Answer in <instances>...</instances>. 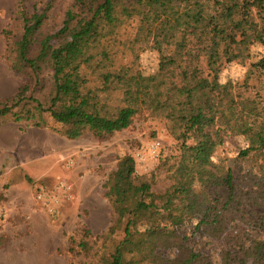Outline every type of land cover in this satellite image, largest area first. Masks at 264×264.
I'll return each instance as SVG.
<instances>
[{
  "label": "trees",
  "instance_id": "trees-1",
  "mask_svg": "<svg viewBox=\"0 0 264 264\" xmlns=\"http://www.w3.org/2000/svg\"><path fill=\"white\" fill-rule=\"evenodd\" d=\"M24 5L19 0L24 28L11 45V68L32 70L36 85L50 71L52 90L45 106L21 85L0 100V123L34 104L69 140L86 131L102 138L151 110L179 142L178 155L162 165L171 181L163 192L135 174L133 157L120 159L106 183L116 218L99 238L119 231L124 238L111 249L103 243L98 264H264V0H74L55 32L44 30L51 4L33 13ZM130 23L135 45L160 55L155 74L114 60L110 42ZM235 63L245 78L222 82ZM25 113L17 120L33 118ZM229 134L246 139L236 160H257L256 172L215 160Z\"/></svg>",
  "mask_w": 264,
  "mask_h": 264
},
{
  "label": "rangeland",
  "instance_id": "rangeland-1",
  "mask_svg": "<svg viewBox=\"0 0 264 264\" xmlns=\"http://www.w3.org/2000/svg\"><path fill=\"white\" fill-rule=\"evenodd\" d=\"M73 2L25 0L24 6L27 12L33 13L35 10L42 12L51 4L44 30L55 32L62 26L66 11ZM18 5L19 0H0V88L5 87L8 92L12 89L10 92L15 93L21 85L28 83L31 85L29 95L47 106L52 90L50 71L41 75L42 82L36 85L32 70L28 69L22 74L11 68L15 59L11 45L21 38L24 28ZM253 16L259 20L258 10H253ZM130 24L124 26L115 42H110L115 62L144 75L155 74L160 55L146 44L135 45L136 23ZM245 73L246 68L241 64H230L223 70L221 80H243ZM92 80L94 86H100V82L94 78ZM29 110L33 115L31 120H17L16 114L23 116ZM1 122H21L25 126L48 128L55 133V143L60 145L61 142L64 150H72L69 154L56 156L57 175H51L45 181L31 177L29 171L19 169L14 164L7 169L0 168V264H98L95 255L102 254L103 243L111 249L124 238L122 231L106 241L99 238L107 233L116 218L107 197L106 183L123 157L134 158L138 177H152L155 192H163L171 184L162 165L167 158L178 155L179 142L172 136L168 122L151 110L138 113L132 125L125 130L102 138L86 131L81 138L68 142L69 146L65 145L66 137L62 135L63 125L57 123L48 112L39 114L34 104H29L25 110H12ZM246 144L243 137L226 135L223 145L215 154V160L219 157L229 158L228 164L233 168L244 166L256 172L257 160H236L238 152ZM50 160H44L43 164L48 165ZM59 180L74 186L75 198L65 204L59 216L53 217L39 206L35 196L39 188L54 186ZM191 229L187 227L184 232L189 233ZM206 242L200 240L198 245ZM81 243L89 244L91 249L84 250Z\"/></svg>",
  "mask_w": 264,
  "mask_h": 264
},
{
  "label": "crops",
  "instance_id": "crops-1",
  "mask_svg": "<svg viewBox=\"0 0 264 264\" xmlns=\"http://www.w3.org/2000/svg\"><path fill=\"white\" fill-rule=\"evenodd\" d=\"M9 92L5 87H3V89L1 87L0 100L12 97L16 93L10 92L11 94H9ZM54 135L55 133L48 128L25 126L22 125L21 122H1L0 168L7 169L14 164L19 169L29 171L31 177L34 176L44 181L51 175H57L54 159L58 154H69L72 149L66 148L64 150L63 147L60 146L61 142L60 145L55 143L57 141H55ZM65 140L66 146H69L68 142L74 141L68 138H65ZM38 155L41 156L38 157ZM51 158L52 160H50ZM43 159L50 160L48 165L43 164ZM50 164H52L51 167ZM48 166L49 169H47Z\"/></svg>",
  "mask_w": 264,
  "mask_h": 264
},
{
  "label": "built area",
  "instance_id": "built-area-1",
  "mask_svg": "<svg viewBox=\"0 0 264 264\" xmlns=\"http://www.w3.org/2000/svg\"><path fill=\"white\" fill-rule=\"evenodd\" d=\"M35 198L47 214L57 217L65 204L72 202L75 198L74 186L67 181L59 180L54 186L39 188Z\"/></svg>",
  "mask_w": 264,
  "mask_h": 264
}]
</instances>
